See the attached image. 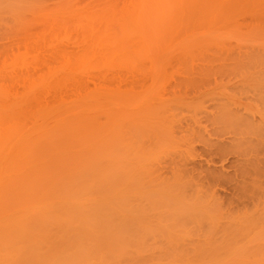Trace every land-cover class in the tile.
<instances>
[{"label":"rangeland","instance_id":"1","mask_svg":"<svg viewBox=\"0 0 264 264\" xmlns=\"http://www.w3.org/2000/svg\"><path fill=\"white\" fill-rule=\"evenodd\" d=\"M3 131L18 151L69 131L104 158L91 178L116 180L139 229L124 264H264V0H0ZM243 136V155L206 151ZM185 163L221 183L192 187ZM162 193L185 217L153 208Z\"/></svg>","mask_w":264,"mask_h":264},{"label":"bare ground","instance_id":"2","mask_svg":"<svg viewBox=\"0 0 264 264\" xmlns=\"http://www.w3.org/2000/svg\"><path fill=\"white\" fill-rule=\"evenodd\" d=\"M69 133L71 132L68 131V135L64 136L65 133L59 137L58 134L57 137H55L56 135L44 136L43 141L39 140L44 144L41 146L38 142V147H42H40L41 151L38 150L39 148L35 149L38 151H25L24 149V151H18L21 148H15L14 144L8 145L7 148L4 142L10 144L16 138L19 142L18 138L20 139L21 136L16 137V134L11 133V136L12 134L16 135L15 139L12 136L13 140L10 133L1 132L0 135L3 134L6 139L1 137L4 142L2 141L0 145H4L3 148L7 151L1 147L0 165L4 160L5 167L2 169V166L0 167V264H124V256L131 255V243L138 238L139 229L125 222L120 210L122 204L115 200L117 195L113 194L116 180L106 173H100L91 178L90 172L93 169L94 171H103L100 160L104 158L100 159L99 156L100 158L91 161L86 159L87 153L81 148L79 149L82 151H72L74 150L72 149L73 138ZM49 137L50 139L46 140ZM242 138L244 140H241V143L238 141L239 138L236 139L237 145L234 142L235 150H232L231 145H225L224 142L219 144L220 139V142H216L218 144L211 143L212 141L206 143L207 147L205 148L206 151H210L209 154L214 155L213 153H215L216 157L223 156L222 160L227 161L226 158L230 151L237 152L240 149L238 145L241 148L240 145L244 146L247 138L244 136ZM27 139L28 137H22L21 140L29 145L30 140ZM250 141L247 140L246 142L250 144L245 145L249 144L250 146L253 140ZM261 144L264 145L261 141L256 147L257 150L252 149L251 146H245V148L252 149L253 152L258 151L264 149L260 146ZM9 147H13L12 151ZM241 151L239 152L243 155V149ZM242 155L240 154L241 158L246 156ZM224 157L225 159H223ZM214 158L211 159L210 155V160H207L214 162ZM262 159L261 157L260 160L259 157L257 158L261 164ZM262 161L264 162V160ZM242 162L244 163V159ZM184 165L185 173L190 174L189 184L192 187L203 188L205 182H207L206 185L210 183L208 186L214 185V181L221 183L220 180L217 182L218 178L203 173V170L199 169L200 171L196 172L194 165L190 169L186 163ZM262 166L264 168L263 164ZM239 169H237L238 173L236 172L238 176L233 174L232 178L240 176L245 178L246 175L251 177L248 174L250 172L247 170L248 168ZM260 178L262 179V177ZM244 181L246 180L244 179ZM262 181L264 180L262 179ZM252 183L257 184L254 181ZM252 183L251 186L255 189L254 187L258 184L254 186ZM237 184H240L239 181ZM243 185L238 186L245 190L246 187L244 188ZM263 188L264 186H258L260 192L264 190ZM153 208L159 214L161 211H165L172 216L175 213L185 217L183 207L171 199L169 200L164 193L158 197Z\"/></svg>","mask_w":264,"mask_h":264}]
</instances>
